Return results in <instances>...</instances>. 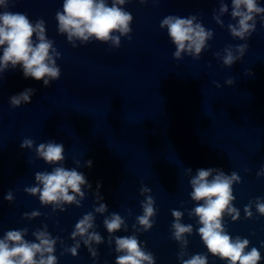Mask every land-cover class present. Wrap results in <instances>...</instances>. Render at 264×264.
<instances>
[{"label": "water", "instance_id": "95a60500", "mask_svg": "<svg viewBox=\"0 0 264 264\" xmlns=\"http://www.w3.org/2000/svg\"><path fill=\"white\" fill-rule=\"evenodd\" d=\"M62 3H8L11 11L45 21L47 36L61 53L56 60L61 76L48 87L25 79L18 68L0 76V236L9 229H26L25 238L34 240L32 233L46 226L59 238L58 264H115L114 236L135 234L155 255L156 264H179L181 246L171 236L172 210H180L181 222L193 226L184 258L206 253L196 234L197 217L189 215L196 203L190 197L189 181L197 168L214 167L240 177L233 185L240 218L232 221L226 216V229L260 248L264 216L256 213L255 198L264 197V175H257L264 167V27L259 19L251 37L241 40L228 29L235 23L231 0H130L124 7L133 16L131 40L121 37L118 48L98 41L86 45L77 41L73 47L57 33L55 15ZM222 3L229 5V12L217 23L214 16L220 15ZM170 14L195 15L212 30L198 58L173 57L175 46L159 26ZM240 44L248 45L244 55L230 67L224 65L225 49L231 46L239 55ZM228 79L233 83H226ZM28 87L36 90L31 103L11 107L9 97ZM25 138L34 141L32 149L20 148ZM50 139L64 145L62 166L84 173L91 185L82 186L79 206L65 204L64 211L42 205L38 196L25 192L35 185L37 172L52 170L53 165L35 152V145ZM89 159L91 168L86 165ZM142 187L150 191L142 194ZM9 190L11 202L4 199ZM149 195L155 201V223L147 232L138 231L136 217ZM250 201L253 216L246 219L244 206ZM101 202L108 205L103 214L95 212ZM34 210L40 215L33 219L23 215ZM89 212L104 241L93 244L96 258L82 242L74 257L65 251L75 243L70 234ZM111 213L124 219L126 231L122 227L109 235L103 221ZM260 251L264 256V248ZM209 264L221 261L209 255Z\"/></svg>", "mask_w": 264, "mask_h": 264}, {"label": "clouds", "instance_id": "9594fccd", "mask_svg": "<svg viewBox=\"0 0 264 264\" xmlns=\"http://www.w3.org/2000/svg\"><path fill=\"white\" fill-rule=\"evenodd\" d=\"M130 0H63L62 10L55 15L57 33L66 37L68 43L76 47V42L86 45L92 41L108 43L118 48L121 37L131 40L132 14L124 5ZM144 0H141L143 3ZM9 0H0V76L8 69L22 72L25 79L42 81L44 87L51 85L61 76V68L56 60L61 56L54 41L47 36L46 23L41 19L32 21L27 13L11 11L8 8ZM229 12V5L222 3L219 14L214 16L217 23H222L220 16ZM230 15L235 23H230L228 29L234 38L244 40L251 37L256 31L257 20L264 27V2L262 0H231ZM160 28L166 29L167 36L175 46L173 57L180 59L183 54L198 58L206 47L213 32L197 21L195 15L180 17L167 15L160 21ZM248 45L236 46L239 55H234L231 46L225 49L223 63L231 66L241 58ZM228 84L233 80L228 79ZM35 89L28 87L9 97V104L13 108L21 104L31 103ZM34 141L25 138L20 143V148L32 149ZM64 145L55 140H48L35 145L38 158L46 164L53 165L51 171L37 172L35 185L26 187L25 192L38 196L42 205L51 204L54 209L64 211L65 204L75 203L80 205V199L84 192L82 186L91 187L85 174L76 168L62 166ZM87 167H92V161H86ZM191 172V169H188ZM264 175V167L257 173ZM240 177L236 172L230 174L214 167H200L195 171L189 183L191 186L190 197L196 202L189 215L197 217L196 234L206 249V253L197 252L184 258V248L188 245L187 236L193 233L191 224L181 222L183 213L180 210H172V238L181 246L177 259L179 264H209V255L221 261V264H261L264 261L260 248H264V241L260 242V248L250 246V240L239 235L232 236L225 226V217L232 221L240 218V210L234 205L236 197L233 194L234 183H239ZM101 187L97 182V189ZM147 187L141 188V193L148 192ZM80 197V199H77ZM6 201L11 202L13 195L11 190L4 195ZM102 201L103 197L98 195ZM154 198L146 196L142 201V214L136 217V223L140 226L138 231H149L155 220L156 214ZM108 205L99 203L95 212L103 214ZM255 210L260 216H264V197L255 198ZM246 219L253 216L252 202L244 206ZM28 219L40 215L38 211L23 213ZM104 228L113 235L117 231L127 230L124 219L118 213H111L103 221ZM94 215L89 212L77 220L70 237L75 243L65 251L72 256L78 255L81 242L88 248L91 257L96 258L98 251L93 244L99 245L104 238L94 230ZM26 229H9L0 236V264H58L56 256V244L58 237H53L46 229L34 231V240L26 239ZM80 237L79 240L76 238ZM115 264H156L155 255L146 249L144 242L135 234L126 236H114Z\"/></svg>", "mask_w": 264, "mask_h": 264}]
</instances>
